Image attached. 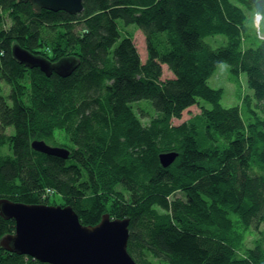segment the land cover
Returning <instances> with one entry per match:
<instances>
[{"label":"trees","instance_id":"1","mask_svg":"<svg viewBox=\"0 0 264 264\" xmlns=\"http://www.w3.org/2000/svg\"><path fill=\"white\" fill-rule=\"evenodd\" d=\"M254 3L85 0L70 15L0 0V80L12 89L0 94V200L60 205L50 203L59 195L84 225L130 219L137 264H264V14ZM130 27L146 37L145 63ZM218 35L227 44L213 48L206 39ZM14 45L78 66L48 77L17 62ZM222 64L233 82L247 77L252 96L240 106L224 107L223 89L209 85ZM56 132L68 137L67 160L32 148ZM15 229L0 216V241ZM0 264L43 263L0 247Z\"/></svg>","mask_w":264,"mask_h":264},{"label":"water","instance_id":"2","mask_svg":"<svg viewBox=\"0 0 264 264\" xmlns=\"http://www.w3.org/2000/svg\"><path fill=\"white\" fill-rule=\"evenodd\" d=\"M84 1L20 0L30 3L37 13L47 10L70 15L81 14ZM12 55L20 64L40 69L48 77L54 73L70 77L78 66L75 59L52 63L20 45L13 46ZM32 148L65 160L70 157L69 150L44 141H34ZM176 158L175 153L160 156L164 167ZM0 216L16 223L15 232L0 241V247L10 253L29 256L43 264H137L128 251L130 219H112L105 214L100 223L87 226L71 206L32 205L10 199L0 200Z\"/></svg>","mask_w":264,"mask_h":264},{"label":"rangeland","instance_id":"3","mask_svg":"<svg viewBox=\"0 0 264 264\" xmlns=\"http://www.w3.org/2000/svg\"><path fill=\"white\" fill-rule=\"evenodd\" d=\"M261 20V16L257 15L255 17V26L257 28L259 27ZM127 31L133 34L134 43L141 55L143 63H145L147 59V43L144 33L136 27H130ZM206 42L210 44L213 48H219L227 44V38L223 35L212 36L208 37L206 39ZM172 77L173 75L170 73L168 68L166 66H163V79H169ZM239 82L240 83L237 84L231 80L230 67L227 64H222L209 80V85L214 89H223L224 96L222 104L224 107L229 108L234 106H240L242 103V98L244 96H252V91L249 90L247 86L246 75L242 74L240 76ZM0 94H2L5 98L10 97V95L12 94L11 87L1 80ZM201 106H204V104L191 107L190 109L184 112L182 119H173L172 124L175 126H179L189 120L191 117L201 113ZM49 144L53 147H63L66 149L68 148V150L70 149L68 137L63 132H56V134L49 140ZM178 195L181 196L182 194L179 193ZM53 201L58 202L60 205H65L62 204L63 201L61 200V197L59 195L52 197L50 203H52ZM255 239L256 235L254 233H249L247 235L246 240L244 242V247L239 253L241 257H244L246 255L245 250L253 245Z\"/></svg>","mask_w":264,"mask_h":264},{"label":"clouds","instance_id":"4","mask_svg":"<svg viewBox=\"0 0 264 264\" xmlns=\"http://www.w3.org/2000/svg\"><path fill=\"white\" fill-rule=\"evenodd\" d=\"M257 4H258V0H255V3L253 4V12L255 14H264L260 11H257ZM257 38L259 39L260 42L264 43V35H261V34H257Z\"/></svg>","mask_w":264,"mask_h":264}]
</instances>
